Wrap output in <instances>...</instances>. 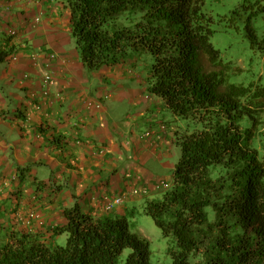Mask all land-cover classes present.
Listing matches in <instances>:
<instances>
[{
	"label": "trees",
	"instance_id": "1",
	"mask_svg": "<svg viewBox=\"0 0 264 264\" xmlns=\"http://www.w3.org/2000/svg\"><path fill=\"white\" fill-rule=\"evenodd\" d=\"M64 1L86 68L148 55V91L201 126L176 131L181 154L171 187L144 204L172 264H264V84L230 82L232 62L212 43L205 0ZM251 19L246 28L256 39ZM64 218L50 242L0 225V264H152L150 242L128 215L94 216L76 203Z\"/></svg>",
	"mask_w": 264,
	"mask_h": 264
},
{
	"label": "crops",
	"instance_id": "2",
	"mask_svg": "<svg viewBox=\"0 0 264 264\" xmlns=\"http://www.w3.org/2000/svg\"><path fill=\"white\" fill-rule=\"evenodd\" d=\"M73 40L64 0H0V225H22L19 217L33 212L42 237L76 203L94 216H121L163 192L146 166L166 165L180 130L172 124L160 141L143 140L164 121V102L148 91L136 60L89 70ZM46 73L52 82L38 111L30 94L42 92ZM135 187L148 192L134 196ZM106 195L125 201L108 210Z\"/></svg>",
	"mask_w": 264,
	"mask_h": 264
},
{
	"label": "rangeland",
	"instance_id": "3",
	"mask_svg": "<svg viewBox=\"0 0 264 264\" xmlns=\"http://www.w3.org/2000/svg\"><path fill=\"white\" fill-rule=\"evenodd\" d=\"M238 8V13L234 10ZM204 10L212 19L211 26L214 30L212 43L221 52L225 61L232 62L230 82L234 84L249 85L253 82L264 84V0H205ZM249 16H252L251 26L256 33V39H251L246 28ZM73 45L76 43L73 40ZM132 58L136 60L137 72L142 74L145 80L144 85H148V78L152 65V59L146 54L134 53ZM135 85V81H132ZM138 85V84H136ZM143 85V86H144ZM140 86H142L140 84ZM126 106H118L117 112L120 115ZM159 114L170 128L177 125L181 132L199 129L201 126L192 121L176 117L170 109L163 103ZM136 111V110H133ZM173 124V125H172ZM147 129L143 132L145 134ZM176 154L166 158V165L149 163L146 167L152 169L157 176L155 181L173 182L174 167L181 154L179 145H175ZM162 192L153 194L150 198L158 199ZM144 202H139L128 214L131 228L145 237L150 242L151 263L152 264H172L171 258L167 253V239L162 230L156 225L152 217L146 214ZM12 229L22 230L23 225L14 224ZM39 230V229H38ZM37 231L35 228L34 231ZM38 233V232H37ZM45 234V233H44ZM44 236V235H43ZM46 242L51 241L50 236H44ZM67 235H59L55 241L59 245H65ZM128 249L124 251V257L129 254Z\"/></svg>",
	"mask_w": 264,
	"mask_h": 264
},
{
	"label": "built area",
	"instance_id": "4",
	"mask_svg": "<svg viewBox=\"0 0 264 264\" xmlns=\"http://www.w3.org/2000/svg\"><path fill=\"white\" fill-rule=\"evenodd\" d=\"M30 1H35V0H30ZM51 1H55V0H51ZM40 17H37L35 19L36 23L40 22ZM8 34L10 36H15L17 34V31L13 28L8 29ZM43 84H44V88L42 89V92L39 94L38 92H31L30 96L31 99L33 100V104H32V108L35 110H42L43 105L45 103L44 97L45 95H47L49 93V86L52 82V75L49 73H46L43 77L42 80ZM96 106H100L99 104H96ZM93 107V103H89V108ZM26 116L27 119H31L32 118V111L31 109L28 110L26 112ZM169 130V126L166 123H161L159 125V128L157 130L155 129H148L146 131L145 134L142 135V139L143 140H147V141H160L162 139L163 133H165L166 131ZM171 187L170 182L167 181H160L158 184H156V188L160 189V190H167ZM148 192V190L146 188H138L135 187L134 189H132L131 194L134 196H139L142 194H146ZM105 200V208L106 209H112L117 205H121L124 203L125 201V196H109L106 195L104 197ZM39 220V215L36 213H31L29 216H20L19 217V221L22 223V225L26 228V230L28 232H32L35 229V224L34 221Z\"/></svg>",
	"mask_w": 264,
	"mask_h": 264
}]
</instances>
